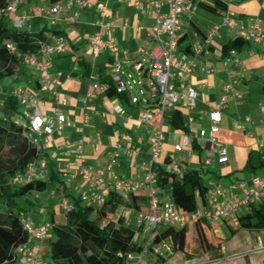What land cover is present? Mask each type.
<instances>
[{
  "label": "built area",
  "instance_id": "2783aa9c",
  "mask_svg": "<svg viewBox=\"0 0 264 264\" xmlns=\"http://www.w3.org/2000/svg\"><path fill=\"white\" fill-rule=\"evenodd\" d=\"M25 0H8L4 8L0 9V15L10 20L11 27L19 29L28 20L24 11L18 12L20 5ZM38 4L35 11L38 14L45 13L50 17V25H53L54 16L63 8L60 1L34 0ZM129 1L136 14L145 15L152 19L150 26L151 40L146 41L143 46L136 49V57L131 65L134 73L140 77V84L147 91L155 110L140 108L137 112L136 122L139 126H153L150 130L152 137L150 148V159L143 165V174L136 179H124L118 177L113 171L114 159H111L105 170L97 171L84 165L82 154L83 138L74 141H65V144L72 147L74 160L61 170V175L66 180L79 177L82 185L78 188V199L82 204L89 205L95 209L102 208L111 193H115L121 202L129 207L126 212L133 211L130 206L131 195H144L147 198L146 211L136 212L134 219L135 227L144 228L148 236L141 241V249L137 252L125 254L124 264H139L144 255L149 252L156 258L172 255L173 247L168 239H160L152 242V235L158 225L184 227L195 221L205 222L212 225L215 222L224 221L230 218L233 225L238 226L237 211L249 210L252 206L264 202V177L262 174L251 175L247 180H240L237 183L230 182L228 185L207 181V192L203 203H197L194 211L183 214L177 205L167 196L159 192L155 184V177L152 171L153 164L158 160L163 147V131L161 123L167 106H177L191 111L195 100L198 98L199 90L189 82L194 71H200L202 79L215 72V67L205 65L199 61L200 56L207 52L213 36L216 34L217 26L214 25L202 36H195L189 42V49L184 51L179 47L182 23L185 18L191 21L198 3L203 0H113ZM231 1V0H228ZM48 5V8L45 6ZM89 5L88 0H66V7L75 6L70 16L75 21L79 16V9ZM260 9L264 10V0H259ZM233 13L230 10L220 11L219 24L231 29L234 27L232 21ZM95 25L99 28L88 38L86 49L92 57H96L102 50H107L111 55L110 79L115 86L117 93H125L130 89L129 81L123 79L121 60L116 58L119 46L116 39L111 35V27L114 25L113 18L107 20H96ZM141 25L130 24L128 19L121 20L118 28L122 31L131 28L133 34L138 35ZM240 38L248 42L264 44V26L258 18H253L247 32L240 33ZM36 52L40 58L36 59L28 52L20 51L14 42H6L5 49L8 54L17 58L20 62L28 65L38 74L39 90L50 91L56 104L65 105L66 100L57 94L54 89L56 79L48 73V61L51 56L61 54L71 49L69 40L60 33H45L41 38L35 40ZM126 56L127 52L124 51ZM221 65L228 79L222 83L221 94L215 106H210L208 117L210 121L208 136L204 139L205 130H198V137L204 140L206 156L203 158V165L206 167L213 154L217 155L220 164L226 163V150L222 146H216L215 135L218 132L217 122L219 110L232 99H239L240 95L236 85L240 81L245 69L239 52L232 48L221 59ZM130 78V74L127 75ZM93 88H98L96 84ZM15 96L19 98L21 106L19 117L13 118V123L23 131V137L28 144L37 151V158L29 163L23 170L13 173L10 183L23 185L34 180L43 178L47 169L46 159L38 157L43 148L50 143L51 135L54 132H61L69 125L65 116L54 109L52 115H44L39 109V100L33 94L24 95L22 87L15 88ZM208 104V100L203 99ZM137 98H132V103H137ZM115 111L124 115V109L116 105ZM202 113L198 115L201 117ZM82 121L88 120L87 112H83ZM194 116L188 114L187 122H192ZM82 132V128H78ZM119 140H123V145ZM116 149H122L124 153L132 157L136 154L133 143L128 134L119 136ZM187 134L181 133L179 140L172 145L176 153L183 151L190 152L191 144ZM165 169L174 173L181 170L176 165L167 164ZM62 210H71L73 205L62 199L58 204ZM20 223L26 233V242L14 247V253L19 257L20 264H55L38 260L37 243L42 241L50 230L48 222L34 223L29 216L22 215ZM264 253V247L258 246L253 250L244 253L221 255L218 258H184L181 264H264V258L256 262L253 255Z\"/></svg>",
  "mask_w": 264,
  "mask_h": 264
},
{
  "label": "crops",
  "instance_id": "0c3cea01",
  "mask_svg": "<svg viewBox=\"0 0 264 264\" xmlns=\"http://www.w3.org/2000/svg\"><path fill=\"white\" fill-rule=\"evenodd\" d=\"M89 5L79 9V16L75 21H71L70 16L75 6L66 7V0H60L63 8L53 17L55 22L50 25V17L45 13L38 14L35 7L38 4L34 0L24 2L20 5L19 11H24L29 17L25 25L36 24L39 26L41 35L45 33H60L64 35L71 44V49L50 57L48 61V73L56 79L54 89L58 95L62 96L65 105L56 104L50 91H40L38 74L28 65L19 62L16 71L8 77L6 81L0 84V105L6 106L8 100L16 102L18 108L16 110H8L6 115L12 118H18L21 106L19 98L15 96V88L20 86L24 95L33 94L39 100V109L44 115H52L56 109L62 113L69 125L65 126L61 132H54L51 135L50 143L43 148L42 153L38 157L46 159L47 169L42 180H49L52 173H57L58 178L63 182L57 184V194H53L56 190L55 186L44 192H35L30 194L34 198H38L39 194L49 193L48 195L55 198L57 203L53 204L50 212V222H55V208H59V201L67 199L69 203H73V198H78V188L82 185L79 177L66 180L61 175V170L66 165L71 164L74 160L72 147L65 144V141H74L83 138L82 154L84 156V165L91 167L97 171L105 170L111 159H114L112 168L118 177L124 179H136L140 177L144 170L143 165L148 163L150 159V148L152 137L150 130L153 126H159L157 123L152 126L142 127L136 122L137 112L142 108L155 110L152 105L153 100L140 84V77L131 69V65L135 59L136 49L143 46L146 41L151 40L150 26L152 19L145 15L136 14L129 1H113V0H88ZM227 9L230 10L234 27L229 29L220 25V12H209L198 5V8L214 14L203 13L195 20L191 19L187 22L185 18L181 19L182 29L179 45L187 44L195 39V36H202L208 29L214 25L217 26L216 34L213 36L207 52L203 53L199 61L205 65L215 67V72L202 79L200 71L196 69L190 78V84L198 88L199 95L195 100L193 109L189 112L182 107L167 106L165 114L170 115L172 111L179 110L182 112L184 121L188 127L184 132L190 138L191 150L176 153L172 149V145L179 140V132L168 124V119L164 117L161 123L163 131V147L158 160L153 164V174L157 167L165 168L167 164L176 165L180 170L197 169L206 173V180L214 179V169H209L212 163L219 167V175L229 178L226 183L235 182L237 179L234 172L243 171L247 153L249 151L264 152V96L260 94L259 88L264 82V44L257 42H248L239 52L244 63L240 81L236 85V90L240 98L229 100L220 110L218 115V132L216 133V146H222L226 150V163L220 164L217 161V155L210 157L209 164L203 165V158L206 156L204 140L198 137V130L204 129V139L208 136L210 125L208 112L210 106H215L221 94L222 83L228 79L221 65L223 58L222 46L229 40L239 37L240 33L247 32L253 18H258L264 26V10L260 9L259 0H225ZM48 8V5L45 6ZM113 18L114 25L111 27V35L116 39L119 46V52L116 58L121 60L123 79L129 81L130 89L125 92L124 96H107L105 91L107 81L110 79V61L111 55L107 50H102L96 57H92L87 49V41L90 35L98 31L95 25L96 20H107ZM128 19L132 25L140 23L138 35H134L131 28L124 31L118 28L122 19ZM43 20L47 21L43 23ZM204 25L203 28L201 25ZM24 27V26H23ZM45 31V33H42ZM30 32V33H36ZM181 48V47H180ZM127 55L124 56L123 52ZM36 59L40 56L37 52L30 53ZM130 74V78L127 75ZM133 74L137 78L133 79ZM0 80H4V78ZM96 84L98 88H93ZM137 98V103H132V98ZM208 100V104L203 101ZM121 106L125 114L120 115L115 111V106ZM83 112H87L89 118L83 122L81 119ZM202 113L201 117L198 115ZM194 116L192 122H187V116ZM82 128V132L78 131ZM123 133L128 134L136 154L132 157L128 156L122 149H116V143L119 136ZM175 137V139L170 140ZM123 145L124 141L119 140ZM172 153L177 154L176 157ZM194 165H198L197 168ZM248 178L251 174L247 171ZM235 180H231L232 178ZM221 184V183H219ZM64 189V191H62ZM168 195V192H162ZM69 194L70 197H65ZM49 201V200H48ZM106 201L113 202L114 198ZM26 202H31L26 201ZM37 202V201H36ZM25 208L27 206L23 204ZM141 208L142 205H139ZM118 205L116 211L119 209ZM62 210V209H61ZM28 208L22 215L29 216L34 223L45 222L40 216L36 219L27 214ZM63 211V210H62ZM245 211V210H243ZM247 211V210H246ZM49 212V209L43 207L40 213ZM29 213V212H28ZM106 218L113 219L111 213L106 212ZM115 213V212H114ZM58 209V215H59ZM60 216V215H59ZM124 221L133 226L136 212H124ZM112 217V218H111ZM108 219V220H109ZM49 222V221H46ZM140 231V230H139ZM139 236V232H138ZM54 239L53 234L49 232L47 236L37 245L38 260L49 262V243ZM139 240V238H138ZM141 242V241H140ZM182 256V255H181ZM255 261V260H254ZM161 264L156 259L152 264ZM165 263V262H164ZM162 263V264H164ZM4 264H20L19 257L12 262ZM150 264V263H149Z\"/></svg>",
  "mask_w": 264,
  "mask_h": 264
},
{
  "label": "trees",
  "instance_id": "16d2710c",
  "mask_svg": "<svg viewBox=\"0 0 264 264\" xmlns=\"http://www.w3.org/2000/svg\"><path fill=\"white\" fill-rule=\"evenodd\" d=\"M60 1V0H51ZM8 0H0V9L4 8ZM203 9L217 13L227 10L225 0H203L198 3ZM40 32L30 33L23 27L14 29L10 27L6 16L0 15V79L12 75L19 64V60L7 53L6 42L16 43L18 49L23 52H36L35 40L41 38ZM248 44L240 37L229 40L222 46L223 55L228 50L235 48L238 52ZM181 49L187 51L189 43L182 44ZM107 96H124L125 93H117L111 79L107 81ZM264 96V82L259 88ZM18 104L8 100L5 111L16 110ZM168 124L179 132H186L188 127L181 111H172L170 115H164ZM10 116L0 117V151L5 155L0 156V264L12 262L16 258L14 247L26 242V233L20 218L27 208L22 201H29L28 195L35 192H44L49 186H55L53 194H57L58 186L62 181L58 174L52 173L49 180H34L23 185L10 183L11 176L16 171L23 170L29 163L37 158V151L31 147L23 137V131L13 123ZM243 171L251 175L262 174L264 177V152L249 151ZM155 184L159 192H168V197L177 205L183 214L195 210L197 203L205 200L207 186L201 181V171L197 169H184L174 173L165 168L157 167L154 173ZM64 191V189H62ZM70 197L69 194H64ZM73 198L72 209L63 210V222L49 221L51 234L54 239L49 243V257L55 264H124L125 254L137 252L141 249L138 240L137 227H131L120 216L114 221L105 220L106 212L114 214L121 201L115 193H111L104 206L95 209L92 206L82 204L78 198ZM147 198L144 195H131L130 206L134 212H138L139 205L146 206ZM132 211V212H133ZM238 227L244 230L264 229V202L252 206L244 213L237 215ZM208 226L205 222L195 221L193 228L197 247L202 253H207L210 258L221 256L220 245L213 241L212 234L208 235L204 230ZM152 242L160 239H168L173 247V252H179L184 258H193V242L187 240L186 227L166 226L160 231H155L151 236ZM169 256L156 258L161 264ZM143 259V258H142ZM142 259L139 264H141ZM158 264V263H154Z\"/></svg>",
  "mask_w": 264,
  "mask_h": 264
},
{
  "label": "rangeland",
  "instance_id": "374dc122",
  "mask_svg": "<svg viewBox=\"0 0 264 264\" xmlns=\"http://www.w3.org/2000/svg\"><path fill=\"white\" fill-rule=\"evenodd\" d=\"M29 1H31V0H25L24 2H29ZM203 13L208 14L209 12L203 10L202 8H198L197 12L196 11L194 12L191 19L195 20L197 17H199L200 14H203ZM209 14L214 16V14H212V13H209ZM45 22H47V21L43 20V23H45ZM9 24L11 27L10 20H9ZM203 26L204 25L202 24L201 27L203 28ZM23 29H26L29 32H36L39 30V26L36 24L30 25V26L24 25ZM42 33H45V31H42ZM132 76H133V79L137 78L136 74H133ZM7 78L8 77H5L4 80H0V84H2L4 81H6ZM5 115H6L5 108L1 107V105H0V117L5 116ZM172 139H175V137L171 138L170 140H172ZM4 155H5L4 151H0V156H4ZM172 156L176 157L177 154L172 153ZM194 166H196V165H194ZM197 166H196V168H197ZM210 168L214 169L213 171H215L216 175H214V179L216 180V182L221 183L222 185H228L229 184V183H226L229 180V178L219 175L218 165H216L215 163H212V165H210L209 169ZM234 173L238 179L235 181V183H237L240 180H247L248 179L247 173L244 171H236ZM231 180H235V179L232 178ZM201 181L203 184H205V185L207 184L206 173H204V172H201ZM50 188H51V186H49V189ZM48 194L49 193H47L46 196H45V194H39L37 199L31 195H28L27 198L31 202L29 203V202H26L25 200L22 201V203L25 204L28 208L27 214L31 215V217H33L34 219H36L40 216V218L43 221L44 220H45V222L50 221V217H51L50 212L52 211V208H53L52 206H53V204H56L57 201L55 198L49 196ZM43 207L48 208L49 212L41 214L40 209H42ZM128 207H129L128 204L121 202L119 209L117 211H115V213L112 215L113 219H117L118 216H120L124 219L123 213L126 211V209ZM58 209H59V213H60L59 215L60 216L58 215ZM139 210H140V208H139ZM141 210L146 211L147 209H146V207H142ZM55 211H56L55 214H57V215H55V222H63V216H62L63 211L57 207L55 208ZM242 213H244V211L240 209L237 211L236 214L240 215ZM107 219H109V218H107ZM107 219L100 221V223H103ZM134 222H133V226L135 227ZM164 227H166V225H164V224L158 225L156 228V231H160ZM185 227L187 230V240L193 242L192 252H193L194 257L198 258V260L199 259L204 260L206 258L210 259L209 254L200 252V250L197 247V243L194 240L195 239V232H194L193 224L189 223ZM204 230L206 231V233L208 235L213 233L212 234L213 241H220V242H216V243H218L220 245L221 255L244 253L248 250L251 251V250L257 248L259 245L264 247V229H259L256 231L255 230H244V229L239 228L237 225H233L230 218H227L224 221L215 222L210 226L209 225L204 226ZM210 232H212V233H210ZM147 236H148V232H146L145 229L142 228L139 231V236H138L139 241L144 240ZM262 258H264V253H259V254L253 255V259L256 262L260 261ZM154 261H156V258L154 256H152V254L147 252L143 257L141 264H149V263L152 264ZM181 261H182L181 253L174 252L170 257H168L166 259L164 264H181Z\"/></svg>",
  "mask_w": 264,
  "mask_h": 264
}]
</instances>
